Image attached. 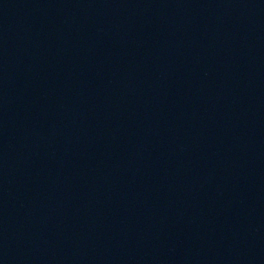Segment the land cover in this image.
<instances>
[{
	"label": "water",
	"instance_id": "95a60500",
	"mask_svg": "<svg viewBox=\"0 0 264 264\" xmlns=\"http://www.w3.org/2000/svg\"><path fill=\"white\" fill-rule=\"evenodd\" d=\"M0 264H264V0H0Z\"/></svg>",
	"mask_w": 264,
	"mask_h": 264
}]
</instances>
